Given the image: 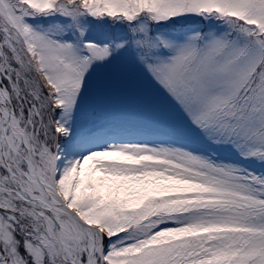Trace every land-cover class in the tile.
I'll use <instances>...</instances> for the list:
<instances>
[{"label":"snow or ice","instance_id":"obj_1","mask_svg":"<svg viewBox=\"0 0 264 264\" xmlns=\"http://www.w3.org/2000/svg\"><path fill=\"white\" fill-rule=\"evenodd\" d=\"M0 264H264V0H0Z\"/></svg>","mask_w":264,"mask_h":264}]
</instances>
